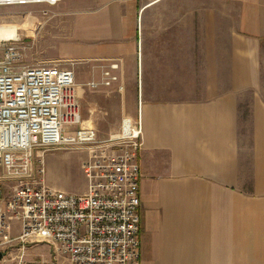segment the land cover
Here are the masks:
<instances>
[{
	"label": "crops",
	"instance_id": "crops-1",
	"mask_svg": "<svg viewBox=\"0 0 264 264\" xmlns=\"http://www.w3.org/2000/svg\"><path fill=\"white\" fill-rule=\"evenodd\" d=\"M19 4L0 17L29 42L19 65L72 61L99 136L141 121L142 264H264V0ZM84 154L72 190L45 183L86 193Z\"/></svg>",
	"mask_w": 264,
	"mask_h": 264
},
{
	"label": "built area",
	"instance_id": "built-area-1",
	"mask_svg": "<svg viewBox=\"0 0 264 264\" xmlns=\"http://www.w3.org/2000/svg\"><path fill=\"white\" fill-rule=\"evenodd\" d=\"M29 1L44 0L0 4ZM18 41L0 37V262L142 264L141 121L100 137L95 128L82 125L73 71L58 64L19 65ZM116 79V74L104 71L105 85ZM59 146L86 149V193L47 185L41 164L33 173L35 151L40 156L38 149ZM10 181L17 186L6 192ZM13 221L19 223L18 233L12 232ZM34 244L50 245L52 259L25 258ZM14 249L19 253L13 254Z\"/></svg>",
	"mask_w": 264,
	"mask_h": 264
},
{
	"label": "rangeland",
	"instance_id": "rangeland-1",
	"mask_svg": "<svg viewBox=\"0 0 264 264\" xmlns=\"http://www.w3.org/2000/svg\"><path fill=\"white\" fill-rule=\"evenodd\" d=\"M16 4L20 5L19 3ZM0 11L2 12V15L0 17H7L9 15L8 4H1ZM1 24L7 26V23H0V26ZM18 35H21V38L18 41V45L20 48L21 59L23 58L25 63V60L27 58L26 55L30 52L28 49L26 51V46L29 45V42H26L24 40L23 33H19ZM13 37H17V32ZM61 67H66L73 71L72 61H67L65 63H62ZM100 137H107V136L101 134ZM79 149L81 150H78V148H72L68 146H59L45 150L44 155L42 154L43 153L42 149H38L41 155L37 156V152L35 151V155L33 157L32 171L33 173L37 172V169L41 164L42 155H43V166L45 170L44 179L46 177L49 182L56 183L60 187L68 188L72 190L74 187L77 186L78 182H80L81 180L80 163H81V158L83 157L84 154L82 151H84L85 154L87 155L85 149L83 148H79ZM16 186H17L16 181H10L4 187V191L8 192L9 190L15 188ZM32 249L31 247H29L26 250L25 258L27 259L42 258V257L47 258L41 253L37 254L36 252H33ZM12 252L13 254L19 253L17 249H14V251ZM47 259H50V257H48ZM8 263H9L8 261L0 262V264H8Z\"/></svg>",
	"mask_w": 264,
	"mask_h": 264
},
{
	"label": "bare ground",
	"instance_id": "bare-ground-1",
	"mask_svg": "<svg viewBox=\"0 0 264 264\" xmlns=\"http://www.w3.org/2000/svg\"><path fill=\"white\" fill-rule=\"evenodd\" d=\"M16 31L14 27L0 26V37H13Z\"/></svg>",
	"mask_w": 264,
	"mask_h": 264
},
{
	"label": "water",
	"instance_id": "water-1",
	"mask_svg": "<svg viewBox=\"0 0 264 264\" xmlns=\"http://www.w3.org/2000/svg\"><path fill=\"white\" fill-rule=\"evenodd\" d=\"M3 255H4V253L2 251H0V261H1L2 257H3Z\"/></svg>",
	"mask_w": 264,
	"mask_h": 264
}]
</instances>
